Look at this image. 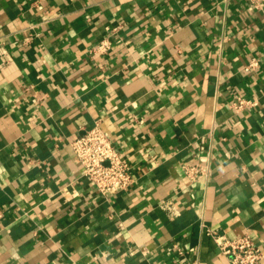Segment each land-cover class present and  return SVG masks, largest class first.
Masks as SVG:
<instances>
[{"label": "crops", "instance_id": "1", "mask_svg": "<svg viewBox=\"0 0 264 264\" xmlns=\"http://www.w3.org/2000/svg\"><path fill=\"white\" fill-rule=\"evenodd\" d=\"M95 126L129 190L83 175ZM209 229L264 264V0H0V264H231Z\"/></svg>", "mask_w": 264, "mask_h": 264}, {"label": "built area", "instance_id": "2", "mask_svg": "<svg viewBox=\"0 0 264 264\" xmlns=\"http://www.w3.org/2000/svg\"><path fill=\"white\" fill-rule=\"evenodd\" d=\"M99 47L105 48L107 43L103 42ZM255 64L256 62L253 61L248 66ZM254 103V101L239 98L234 105L241 109ZM71 145L80 162L83 175L102 194L108 196L131 188L135 181L133 168L102 128L95 126L75 138ZM185 169L192 180L208 170L195 165H185ZM208 233L214 238L220 250L229 257L231 264H257L263 257L262 248L248 234L231 239L211 229ZM174 247L177 254L183 256L184 249L178 243H175ZM179 264H188V262L180 258Z\"/></svg>", "mask_w": 264, "mask_h": 264}]
</instances>
